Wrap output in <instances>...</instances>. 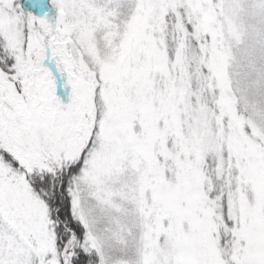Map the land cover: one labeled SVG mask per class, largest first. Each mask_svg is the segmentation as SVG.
<instances>
[{
    "label": "snow or ice",
    "instance_id": "1",
    "mask_svg": "<svg viewBox=\"0 0 264 264\" xmlns=\"http://www.w3.org/2000/svg\"><path fill=\"white\" fill-rule=\"evenodd\" d=\"M0 264H264V0H0Z\"/></svg>",
    "mask_w": 264,
    "mask_h": 264
}]
</instances>
